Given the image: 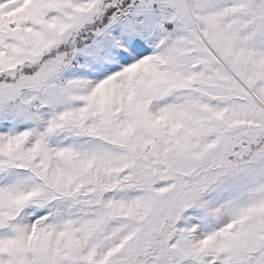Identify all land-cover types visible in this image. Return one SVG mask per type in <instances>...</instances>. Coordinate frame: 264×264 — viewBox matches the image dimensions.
I'll list each match as a JSON object with an SVG mask.
<instances>
[{
	"label": "snow or ice",
	"instance_id": "1",
	"mask_svg": "<svg viewBox=\"0 0 264 264\" xmlns=\"http://www.w3.org/2000/svg\"><path fill=\"white\" fill-rule=\"evenodd\" d=\"M0 264H264V0H0Z\"/></svg>",
	"mask_w": 264,
	"mask_h": 264
}]
</instances>
